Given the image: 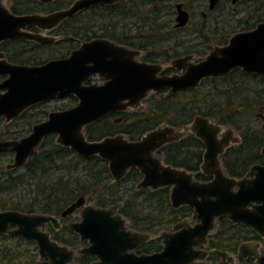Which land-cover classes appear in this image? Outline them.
<instances>
[{
    "label": "water",
    "instance_id": "obj_1",
    "mask_svg": "<svg viewBox=\"0 0 264 264\" xmlns=\"http://www.w3.org/2000/svg\"><path fill=\"white\" fill-rule=\"evenodd\" d=\"M97 2L101 0H77L66 9L47 14H15L6 0H0V43L12 39L40 44L54 42L58 38L43 31L55 28L64 19ZM177 21L178 25H184L187 13L179 11ZM30 27L39 31L34 32ZM138 55L137 50L105 38L84 41L67 56L37 65L9 62L0 51L3 76L0 118L5 123L34 104L68 96L77 99L71 107L51 110L45 120L32 125L26 136L0 139V152L14 153L8 167L25 164L37 153L43 138L55 134L57 144L86 158L96 155L105 160L113 181L121 180L130 168H137L142 176L136 185L138 189L168 187L173 208L184 205L193 208L191 217L177 222L171 231L159 233L163 237L162 249L150 254H136L133 250L156 235L130 228L119 212L121 203L98 207L79 197L62 210L61 218L79 210L80 220L68 224L70 230L87 242L86 247L77 250L53 240L42 229L49 221L56 224L59 218L11 209L0 211V233L37 243L40 260L34 264H74L75 255L82 253L95 256L97 264H194L209 254L225 260L227 252L204 248L220 217L247 225L264 238V165H253L243 178L225 173L219 155L231 141H239L231 128L223 129L209 117L197 115L180 130L163 123L136 140L122 133L94 141L85 135L87 125L110 113L139 107L152 93L165 90V94H174L191 89L204 78L225 75L237 67L264 74V22L252 30L234 34L227 44L214 47L198 62H192L191 56L176 58L171 63L177 70L173 74H161V64L136 60ZM94 77L103 78V82H93ZM189 131L205 146L201 171L213 176L209 181H198L191 172L165 164L157 153L163 145L177 141ZM261 154L264 156V145ZM191 219L195 221L193 224L189 223ZM261 248L258 240L243 242L237 257L250 256L253 262L225 260L219 264H264Z\"/></svg>",
    "mask_w": 264,
    "mask_h": 264
},
{
    "label": "trees",
    "instance_id": "obj_2",
    "mask_svg": "<svg viewBox=\"0 0 264 264\" xmlns=\"http://www.w3.org/2000/svg\"><path fill=\"white\" fill-rule=\"evenodd\" d=\"M34 1L8 2V7L15 14L41 10ZM50 10L48 8L47 11ZM72 19L65 20L58 27V33L62 29L65 35L74 36ZM82 19L86 23L91 20L87 15ZM74 47L75 43L67 39L56 44H39L23 39L0 43V50L5 53L9 62L25 65H37L50 58L65 57ZM197 52L202 55L205 50ZM175 53L179 55L182 52L177 49ZM143 59L148 58L145 56ZM232 76L233 74L222 78H205L198 88L191 91L153 93L144 100L143 107L133 112H119V121L112 120L109 114L87 125L85 135L88 140L94 141L123 133L129 139L136 140L163 123L183 128L195 116H207L219 124L231 125L239 130L240 142L227 148L222 159L227 173L240 178L251 165L264 162L260 154L264 130L251 124L256 111L264 108V83L257 84L255 90H251L253 94L248 97L234 93L237 82ZM202 87L208 91L203 93ZM178 96L187 97L178 99ZM66 98L69 104L62 108L71 107L77 102L74 96ZM44 104L45 102L34 104L6 123V129L16 125L20 127V131L12 132L11 135L4 132L0 134V139L25 136L32 123L48 112L42 108ZM3 120L0 118L1 122ZM202 152V142L191 133L163 145L157 151L167 165L193 172L196 179L206 181L209 177L203 176L199 170ZM7 155L6 152H0V161ZM141 178L139 170L132 167L121 180L113 181L105 160L96 155L86 158L69 147L57 144L55 135L50 134L43 138L37 153L18 169L5 171L4 164L0 163V210L59 216L77 198L85 197L87 202L98 207L121 203L119 212L128 220L130 228L153 235L172 230L177 222L191 217V206L184 205L177 209L172 207L168 187L138 189L136 185ZM49 232L53 239L73 249L83 244L66 226L61 231ZM161 239V236L150 239L138 252L159 251L162 248ZM254 239L261 240L264 251V238H260L249 226L220 217L215 232L208 238V248L234 253L241 243ZM37 257L38 247L33 241L0 233V264H33ZM74 260L75 264H86L93 262L94 258L90 255H78ZM197 264L210 263L201 261Z\"/></svg>",
    "mask_w": 264,
    "mask_h": 264
},
{
    "label": "flooded vegetation",
    "instance_id": "obj_3",
    "mask_svg": "<svg viewBox=\"0 0 264 264\" xmlns=\"http://www.w3.org/2000/svg\"><path fill=\"white\" fill-rule=\"evenodd\" d=\"M17 1L18 0H6V4L8 5V2H17ZM75 1L77 0H51V1L35 0L34 2L41 10L34 12L29 11L26 13L47 14L57 10L66 9L70 5H72ZM48 8H50L51 10L47 11ZM179 11H185L187 13V21L184 25H178L177 17L179 16ZM86 15L88 17L90 16L91 19L88 23H86V21L82 19ZM70 18H73L72 20H73L74 36L65 35L64 30L62 29L58 33L57 31L58 27L62 25L65 20ZM261 22H264V0H101V2H97L86 9H82L78 11L73 16L68 17L63 21H61L55 28L48 31H43V33L46 35H53L58 38V40L54 42H49L53 44L59 43L61 41H65L66 39L69 40V37H72L73 39L69 41L75 43L74 49L78 48L80 44L84 41H89L94 38H105L114 42L115 44L124 46L128 49L137 50L139 52V55L136 57V60L147 63L161 64L163 66V70L161 74H173L176 73L177 70L171 65V63L176 58L191 56L190 60L192 62H198L204 59V57L207 56L208 53L212 49H214V47L223 46L227 44L229 38L234 34L243 31L252 30L256 28V26ZM29 29L34 32L39 31L34 27H30ZM43 44H48V43H43ZM177 49H179V51H181L182 53L177 55L175 53ZM202 49L205 50V53L199 55L197 51ZM145 56L148 59L146 60L143 59ZM230 74H233L232 76L233 80L237 82V90L234 91V93L236 94L241 93L243 95L245 94L248 97H250L253 94V91L251 90H255L257 84L264 83V74L246 72L239 67L232 69L229 73L225 75H221L218 77H209V78H222ZM0 77L1 80L3 76L0 75ZM92 81L97 83H102L103 78L94 77ZM198 87L186 89L183 91L184 92L191 91ZM201 89L203 93L208 91V89H206L205 87H202ZM164 91L165 90L155 92L154 94L156 93L163 94ZM133 108H134L133 111H135L137 110L138 107H133ZM49 112L50 111H48L46 114H42L41 116H39V119L33 122L32 125L42 120H45ZM235 112H238V109H235ZM110 114L112 116V120L119 121L120 116L118 113L113 112ZM256 114H259L264 118V114L257 112ZM252 120L253 119H251L252 126H254L257 129L264 130L263 120H261V123H259L260 127H257L255 124H253ZM214 122L217 123L216 121ZM32 125L30 126V131ZM219 125H221L223 129L231 128L234 133L233 136L239 138L238 142L231 141L230 145L227 148H229L232 145L238 144L240 142L241 136L239 130H236L231 125H223V124H219ZM178 129H182V128H178ZM30 131L27 134H29ZM235 132H237L238 135H236ZM187 133H191V132L189 131ZM220 136L221 135H219V137ZM263 145L264 142L260 148V154ZM204 151H205V146L203 144L202 158L199 166V170L201 173H202L201 164L203 161ZM3 152L8 153V155L2 158L0 161V163L4 164L5 171L18 169L19 167L22 166L21 165L18 167H8V165L13 162L14 153L12 151H3ZM223 153L219 155V159L221 161L223 170L227 175H229L223 164V159H222ZM262 157L264 159L263 155ZM256 164L264 165V162L256 163ZM253 165H251L249 169L245 172V174L240 178L245 177L247 172L250 170V168ZM175 168H179V167H175ZM191 173L193 174L194 179H196L194 173L193 172ZM202 175L209 177V179L206 181L211 180L213 177L211 175H207L204 173H202ZM198 181L204 182L202 180H198ZM75 213L77 215L75 216V218H73L74 220L72 219L73 221L67 220L69 219V217H72L71 215H74ZM55 217L59 218L56 224H53L51 221H49L43 226L42 229L46 230L47 232L52 230L61 231L63 226H66L70 230L68 224L80 220L79 210H76L74 213L67 215L64 218H61L60 215ZM70 231L73 232L72 230ZM49 234L51 236L50 232ZM76 235L78 236V239L81 242H83V244H81L80 246L74 249L71 247L70 248L76 250L86 247L87 242L85 240H81L78 234ZM155 237L158 238L160 236L157 234ZM254 240H258L262 245L261 240L259 239H254ZM29 241H33L34 243H36L34 240H29ZM148 241L145 244L135 248L133 251L136 254H150V253L158 252V251L138 252L140 249L142 250V248L148 243ZM161 245H162V241H161ZM206 249L208 250L210 249L208 248V245ZM225 252L228 253L227 258L225 260L230 263H234L236 261L251 263L254 261V259L250 256H247L246 258H238L237 257V255L239 254L238 249L234 253L229 251H225ZM78 255H90V254L82 253L75 255V257ZM233 255L236 256L235 257L236 260L232 259ZM90 256L94 258V261L86 264H97L98 261L97 258L93 255ZM39 260L40 258L38 252V257L35 263ZM216 260L219 261L217 262ZM225 260H222L219 255L209 254L203 261L209 262L210 264H217V263L219 264ZM74 261L75 260H73V263L75 264Z\"/></svg>",
    "mask_w": 264,
    "mask_h": 264
},
{
    "label": "rangeland",
    "instance_id": "obj_4",
    "mask_svg": "<svg viewBox=\"0 0 264 264\" xmlns=\"http://www.w3.org/2000/svg\"><path fill=\"white\" fill-rule=\"evenodd\" d=\"M163 52V51H162ZM195 60H196V58H195ZM202 91V90H201ZM200 91V92H201ZM187 96H185V97H183V96H178L177 98L179 99V98H186ZM66 99L67 98H63V99H54V100H50V101H46L45 102V104L44 105H42V108L43 109H46L47 111H51V110H54V109H63L62 108V106L64 105V106H66L67 105V103H68V101H66ZM69 104V103H68ZM144 106V104H142V105H140V107H143ZM133 109L134 108H129L128 109V111H133ZM257 113H262V114H264V108L262 109V110H259V111H256ZM251 119H253L252 121H253V124H255L257 127H260V124L259 123H261V120H263V122H264V118L262 117V116H260L259 114H255V116L253 117V118H251ZM6 125V123L4 122V121H0V134H2V133H7V134H9V135H11L10 133H12V132H19L20 131V127L19 126H16V125H12V126H10V127H8L7 129H6V127H7V125ZM180 130V129H179ZM236 133V135H238V133L237 132H235ZM77 214L75 213L74 215H71L72 217H69V221H73L74 219L73 218H75V216H76ZM73 219V220H72ZM195 221H193L192 219L191 220H189V223L190 224H193ZM127 224L129 225V223H128V221H127ZM214 233V232H213ZM204 248L206 249L207 247L206 246H204ZM262 251H263V248L261 249ZM236 256L235 255H233V260H236V258H235ZM217 262L219 261V260H216ZM237 262V261H236Z\"/></svg>",
    "mask_w": 264,
    "mask_h": 264
}]
</instances>
